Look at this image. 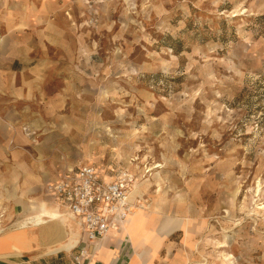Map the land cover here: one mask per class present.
<instances>
[{"label":"rangeland","instance_id":"rangeland-1","mask_svg":"<svg viewBox=\"0 0 264 264\" xmlns=\"http://www.w3.org/2000/svg\"><path fill=\"white\" fill-rule=\"evenodd\" d=\"M17 5L27 56L0 54L9 65L0 69V129H81L80 147L66 139L56 151L101 165L126 157L158 199L139 208L164 215L161 225L192 220L190 237L205 222L193 264H264V0ZM23 77L58 101L17 96ZM73 110L81 128L60 124ZM180 195L199 218L161 212L160 200L175 205Z\"/></svg>","mask_w":264,"mask_h":264},{"label":"crops","instance_id":"crops-1","mask_svg":"<svg viewBox=\"0 0 264 264\" xmlns=\"http://www.w3.org/2000/svg\"><path fill=\"white\" fill-rule=\"evenodd\" d=\"M18 3L19 0H0V24L5 28L4 34H0V54L3 56L26 55L24 46L26 42L22 40L23 37H21L18 29L26 27L27 14L18 10ZM29 16L35 17L36 15ZM64 66L65 64L61 62L28 64L23 62L22 69L59 70L63 69ZM8 67L9 65L4 63L0 69H7ZM34 75L37 78L41 74L34 73ZM44 79L48 80L46 77ZM26 81L28 82L27 78L23 77L20 83L22 87L19 89L22 92H18L17 96L34 102L58 101V95L47 94L49 92L36 89L33 84L30 85ZM0 84H2L1 77ZM34 84L37 85V83ZM29 95L33 99H29ZM80 114V112L76 111L75 113L73 110L72 117H69L68 120L63 117L60 118L62 120L60 124L81 128ZM9 116H12L11 113ZM58 120L56 119L57 123ZM36 123L34 122V125ZM65 132L68 133L66 129L52 128L0 129V264H71L68 260L71 251H75L82 245L89 247L90 244L85 239L80 221L72 215L63 213V216L73 226L77 227L79 231L78 241L70 247L71 249L58 250L54 253H46V249L68 238L61 220L43 217V223L39 225L32 223L30 221L32 219H27L25 226L22 223L23 220H26L23 207L29 198L36 197L35 199L39 198L37 200L55 201L53 194L47 190V186L58 181L63 169H73L80 164H89L106 180L114 178L121 169L134 172L136 177L143 173L141 165L134 166L127 163L126 157L119 161L115 160L101 165L94 162L95 157L91 154L84 155L82 162L74 155H65L63 145L66 139L71 140L73 146L80 147L81 129H72L71 137H65ZM58 145L63 148L61 150L63 153L56 151ZM152 162L153 165L157 164L155 161ZM145 163L151 164L150 161ZM139 168L141 169L139 170ZM155 174L156 172L150 176ZM145 178H148V186L144 185V181L136 179L130 189L129 200L131 203H139L141 207L143 205L145 208L150 207L151 210L153 201H158V199L156 195L151 196L154 191L150 188L151 177L145 176ZM180 197L178 199L176 196L177 203L175 205H165L163 199L160 200L159 204L162 209L160 211L171 216L187 213L192 217L199 218L198 214H192L181 195ZM50 203L56 211L62 213L55 206V203ZM143 216L146 218L137 226L131 227L127 218L119 222L118 227L111 230L102 239V243L96 246L95 253L87 264L194 263L192 252L198 248L196 246L199 242L195 236L200 234L204 227L205 222L202 219L201 221L199 219L202 228L190 237L195 226L191 222L192 220L183 223L182 220L173 218L161 225L164 215L149 214L144 210ZM182 225L187 226L185 235H183V228L179 227Z\"/></svg>","mask_w":264,"mask_h":264},{"label":"built area","instance_id":"built-area-1","mask_svg":"<svg viewBox=\"0 0 264 264\" xmlns=\"http://www.w3.org/2000/svg\"><path fill=\"white\" fill-rule=\"evenodd\" d=\"M135 180L136 174L128 169L106 180L92 165L80 164L63 169L58 181L47 186L54 202L80 221L90 244L69 253L71 264H87L98 243L128 217L133 209L129 192Z\"/></svg>","mask_w":264,"mask_h":264},{"label":"bare ground","instance_id":"bare-ground-1","mask_svg":"<svg viewBox=\"0 0 264 264\" xmlns=\"http://www.w3.org/2000/svg\"><path fill=\"white\" fill-rule=\"evenodd\" d=\"M133 163H135V162H133ZM158 166H161V164L158 165ZM136 179H137V177H136ZM55 206L62 213H59L58 211H56V209L53 207V205L50 202L37 200L35 198H29L27 200L26 204L23 207V212L26 213L25 214L26 216L24 217L26 220L22 221L24 226H25V222H27V219H29V220L32 219V220H30V221H32V223H34L35 225H39V224L43 223V217H47V218H50V219H53V220L54 219L55 220H57V219L61 220V222H62L61 224L66 229L65 232L67 233V236H68L67 240L65 239V241H63V242H60V241L57 242V244L54 245L53 247H50V248L46 249V253H54V252H56L58 250L71 249L70 247H72L74 244H76V242L78 241V236H79V231H78L77 227L73 226L63 216V213H65V214H67L69 216H70V214L64 208L62 209L61 206L59 207L56 204H55ZM143 211L144 210L142 208H139V203H133V209L131 210V212L129 213V215L127 217V222H128V224H130L131 227L134 226V225L137 226L139 223H142L143 219L146 218V217L143 216ZM31 217H33V218H31ZM138 229L140 230L139 227H138ZM0 232H1V228H0ZM102 241L103 240H101V242H99L97 246H99L102 243Z\"/></svg>","mask_w":264,"mask_h":264}]
</instances>
